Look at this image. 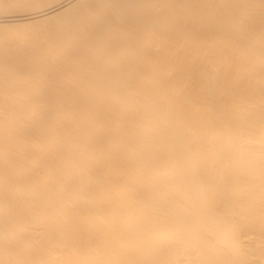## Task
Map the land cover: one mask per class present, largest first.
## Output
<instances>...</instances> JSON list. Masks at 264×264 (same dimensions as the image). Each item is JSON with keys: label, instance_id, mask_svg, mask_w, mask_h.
Returning a JSON list of instances; mask_svg holds the SVG:
<instances>
[{"label": "bare ground", "instance_id": "1", "mask_svg": "<svg viewBox=\"0 0 264 264\" xmlns=\"http://www.w3.org/2000/svg\"><path fill=\"white\" fill-rule=\"evenodd\" d=\"M5 28L50 39H0V261L264 264L261 0H0Z\"/></svg>", "mask_w": 264, "mask_h": 264}, {"label": "snow or ice", "instance_id": "2", "mask_svg": "<svg viewBox=\"0 0 264 264\" xmlns=\"http://www.w3.org/2000/svg\"><path fill=\"white\" fill-rule=\"evenodd\" d=\"M262 4H264V0H261ZM10 35H15L16 38L25 44H28L30 46L39 47L40 45L44 44L47 40L50 39L48 34L44 29H37L35 31H29V30H18V29H12V28H5L3 30H0V39L6 38ZM175 103V101H173ZM178 118L184 119L183 113H178ZM264 119V117H262ZM261 138L262 141H264V123H262L261 126ZM0 264H6V262L0 261ZM226 264H256L253 260H247V259H235L231 261H227Z\"/></svg>", "mask_w": 264, "mask_h": 264}]
</instances>
